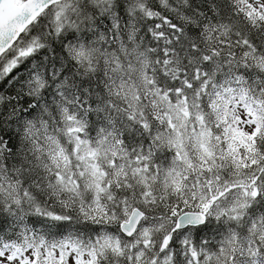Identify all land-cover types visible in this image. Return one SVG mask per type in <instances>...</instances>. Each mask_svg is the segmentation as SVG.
Here are the masks:
<instances>
[{"label":"snow or ice","instance_id":"6c2138e0","mask_svg":"<svg viewBox=\"0 0 264 264\" xmlns=\"http://www.w3.org/2000/svg\"><path fill=\"white\" fill-rule=\"evenodd\" d=\"M264 264V0H0V264Z\"/></svg>","mask_w":264,"mask_h":264},{"label":"rangeland","instance_id":"374dc122","mask_svg":"<svg viewBox=\"0 0 264 264\" xmlns=\"http://www.w3.org/2000/svg\"><path fill=\"white\" fill-rule=\"evenodd\" d=\"M70 264H71V258H69Z\"/></svg>","mask_w":264,"mask_h":264}]
</instances>
